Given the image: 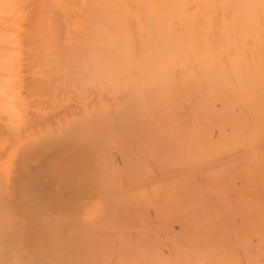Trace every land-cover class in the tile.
Here are the masks:
<instances>
[{
    "label": "bare ground",
    "instance_id": "bare-ground-1",
    "mask_svg": "<svg viewBox=\"0 0 264 264\" xmlns=\"http://www.w3.org/2000/svg\"><path fill=\"white\" fill-rule=\"evenodd\" d=\"M0 264H264V0H0Z\"/></svg>",
    "mask_w": 264,
    "mask_h": 264
}]
</instances>
